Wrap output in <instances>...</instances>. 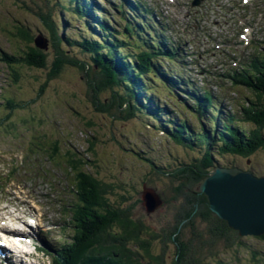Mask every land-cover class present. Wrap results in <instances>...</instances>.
Returning a JSON list of instances; mask_svg holds the SVG:
<instances>
[{
  "label": "trees",
  "instance_id": "16d2710c",
  "mask_svg": "<svg viewBox=\"0 0 264 264\" xmlns=\"http://www.w3.org/2000/svg\"><path fill=\"white\" fill-rule=\"evenodd\" d=\"M49 1L51 0H33L37 6L35 14L49 25V34H45L40 26L34 27L26 23L21 24V22H25L23 18L17 21L16 32L13 34L23 42L24 50H21L20 58L9 57L7 59L8 63L14 67V69L12 68V80L14 84L23 80L25 78L24 74H21L18 68L27 65L28 68L25 69L28 71L27 78L31 77L29 81L33 85L36 83V87L35 91L33 87V95L27 94L24 98L18 97L16 89L14 95L12 92L5 94L4 103L0 108L1 132L8 129L17 137L18 131H24L26 128H23L22 125L26 123L19 124L16 116L17 112L25 108L32 110V106L38 102L44 104L43 106L46 108L45 103H48V100L44 99L45 94L51 92V84L57 78L63 76L67 67H74L79 70L81 75L87 76L88 91L90 89L93 93L92 97L96 99L95 107L100 112H109L113 116L114 111L117 121L120 118L130 121L131 119L140 120L141 118L144 119L145 116L147 117V112L144 110L146 105L139 103L136 99V97L139 98V95L144 97L145 89L142 86L144 85L142 77H145L147 72L140 71V74L136 75L132 69L134 64H139L141 61H132V66L128 68L118 55L119 65L117 67L112 65L105 58V55L98 51L101 50V47L97 43L91 44L88 38H85V40L81 38L80 42H76L65 33L60 37L57 14L53 8H51L53 12L45 9V5L49 6ZM56 1L61 9L67 6L65 4L63 7L60 0ZM72 3L71 0L70 4ZM81 3H84V1ZM0 4H5V1L0 0ZM21 5L26 8L27 3L22 2ZM21 5L19 8H23ZM38 5H40L39 8ZM51 15L52 17H50ZM66 27L67 22H65L63 28ZM34 28H36V31ZM38 33L45 36V38H50L51 43L47 49L39 47L37 44ZM103 43L104 41H102ZM76 44L79 45L81 48L79 51L82 53H90L89 45L92 46L94 51L90 53V57H87L90 58V61L81 57L77 58V56L68 53L65 46L75 48ZM50 48H54L55 56L49 53L48 49ZM50 56L52 61L49 59ZM33 68L45 71L48 68L45 78L42 80L38 75L35 76ZM123 73L128 75L129 79L123 76ZM139 76L142 77L139 78ZM249 85L257 95V101L248 106L242 114L243 121L250 123V126L243 127V130H241L242 137L237 136L236 131H234L231 142L228 143L230 148L235 149L238 154L247 158L264 148V68L260 71L258 78L252 83L250 82ZM131 88L133 91L136 88L138 95L134 94ZM59 89L60 87L53 88V94H50V97L56 96L58 98L61 96L64 98L59 93ZM100 92H104L107 97L110 96L109 103L100 100ZM32 116L33 119L36 118L37 122L38 120L41 121L40 119L44 115L40 110H35ZM76 116H79V114H76ZM79 121H84V129L93 127V123L90 121L85 119ZM111 126L115 128L114 124H111ZM112 136L115 138L114 132H112ZM199 136H201L200 133ZM222 141L225 143L226 139ZM241 141H244L242 145ZM217 142L216 136L207 137L205 139V145L208 147L205 155L207 158L196 156L192 159L194 166L191 165L187 168L189 172L175 177V180L180 184L176 185V194L172 198L162 195L164 205L175 206L177 212L175 211L173 215L171 208L172 215L170 221H168L169 223L163 225L159 223L163 226L159 230L161 234L157 233L158 228L153 230L154 232H149L146 222L139 216L135 217L132 212V209H134L136 214V206L131 208V205L126 204L129 201L127 196L129 193L124 192L121 194L122 189L127 184L125 180L110 179L111 181H107L99 176L98 171H96L98 175L83 174L82 172L81 186L86 205L82 210L84 228L79 229L76 242H72L66 248L63 261L59 264H84L102 260L111 264H166V256L171 257V264H230V260L243 264L264 263V250L259 249L256 243L251 240V238H257L264 242V234L254 237H251L253 235H247V237L241 235L238 230L230 227L226 220L211 209L209 200L203 192L198 189L190 197V194L182 189L183 186L189 187L191 184L186 183L193 181L197 176V179L201 178L198 183L202 181L205 172L203 167L212 164L213 151L211 147L212 145L216 146ZM50 144L53 147L54 144L59 146L62 143L59 140L57 143L51 139ZM40 146V144L35 143L36 148ZM89 149L95 151L93 141H90ZM221 149L226 151L227 147L223 146ZM66 154L73 155L70 159H73L75 163L80 161V158L73 152H67ZM252 171L257 174L262 173L257 168H253ZM179 186L181 188H178ZM166 249H169V255L165 254Z\"/></svg>",
  "mask_w": 264,
  "mask_h": 264
},
{
  "label": "rangeland",
  "instance_id": "374dc122",
  "mask_svg": "<svg viewBox=\"0 0 264 264\" xmlns=\"http://www.w3.org/2000/svg\"><path fill=\"white\" fill-rule=\"evenodd\" d=\"M3 1H5V4H0V46L2 47L3 51H7L8 54L12 55H16L21 51L20 41L17 39V36L13 34L16 30L15 26L17 25V21H19V19H25V22H21V24L24 25V23H26L27 25L30 24L34 27L40 26L45 34H49V25L35 14L37 6L33 0ZM85 1L86 4L77 1L75 5L78 12L82 10L81 13H86V16L88 17V12L91 11L92 6L90 1ZM22 2L27 3L26 8L21 5ZM20 5L23 8H18ZM83 5H86L85 11ZM39 6L40 5H38V8ZM51 8H53V10L54 8L60 9V5L56 0H51L49 1V6L45 5V9L49 12H53ZM66 12L67 14H64L65 17L69 16V12ZM55 13L57 14V10ZM50 17H52V15ZM91 21H93L95 24V31L98 33L101 32L104 27L100 26L98 20L91 19ZM34 29L36 31V28ZM49 40L48 44L51 43V40ZM113 45H118V43H113L110 46ZM110 49L112 50L113 48L110 47ZM48 50L50 54L55 56L54 48H50ZM90 50L91 52L94 51V49ZM98 51L101 54H105L104 51ZM129 56L133 58L131 55ZM49 59L52 61L51 56ZM3 64L6 66V63L3 62ZM25 68V65H22L18 68L21 74H24L25 78L18 81L17 84L13 83V72L10 71L8 73L9 79L8 86H6V88L9 91L14 92L17 90L16 93L18 94L19 98H24L27 96V94L33 95V87L34 91L36 87V83L33 85V83L29 81L31 77L27 78L28 72H24ZM33 71L35 76L38 75L40 78H42V80L45 78V70L33 69ZM86 78L87 76L83 74L81 75L79 70L75 69L74 67H67L63 73V76L57 78L51 84V92L45 94L44 99L48 100V103H45L47 107L45 108L43 106L44 104H40V102H38L32 106V110L29 108L21 109L16 115L19 124L26 123V126L38 125L41 129H51L52 131L55 129V132H59V130L64 127L69 128V132L74 134V137H71L72 142H66L67 144H63V146L54 144L52 148L56 151H65L66 148L73 150L74 146H77V148L81 149V152H77V154L80 157L85 155L87 159L91 160L92 162H88V164L93 170L99 172L100 177L106 179L107 181H111L110 179H116L119 181L125 180L127 184L125 188L122 189L121 194L124 192L129 193V195H127L129 197V201L126 204L131 205V208L136 206V214L134 209H132V212L134 213L135 217L139 216V218L146 222L149 232H154L153 230H157L158 228L157 233L161 234L159 230L162 229L163 226H161L159 223H162V225L169 223L168 221H170L172 215L171 208L173 210V215L175 214L176 208L172 205H164L162 202L159 208H155V210L147 212L143 203V184L146 183L145 186L148 188H153L158 194L157 196L160 195L162 197V195H164V197L170 196L172 198V196L176 194V185H180L179 182L175 180V177L179 174L175 172L173 176L170 175L169 171L176 170L174 167L161 170L162 165L159 164L157 168H154L151 159L150 161L145 160L144 158L140 157L133 149L135 147H137L136 149L139 147H144L147 149L151 144L154 143L153 148L155 153L152 156L167 163L164 159H168L167 154H170V151L173 150L174 147L172 144L163 142L162 139H159V135H156L153 131H151V129L146 128L142 120L131 119L130 121H125L120 118L117 121L115 119L114 111L112 116L109 112L104 113L97 110V107H95L96 99L92 97L93 93L90 91V89L88 91ZM3 84L7 85L6 82L3 83L0 81V87ZM56 87H60L59 93H61L64 98L61 96L58 98L56 96L52 98L50 97V94H53V88ZM251 96L254 97V95ZM108 97L110 96L108 95ZM108 97L104 92H100L99 94L100 100L104 103L110 102ZM256 97L257 95H255V98L253 99H256ZM254 101H257V99ZM33 109L36 111L40 110L42 112L44 116L40 119L41 121L38 120L36 122V118L33 119L32 115L35 113V110ZM76 114H79V116H76ZM84 119L92 122L93 127H86V129H84ZM79 120H82L83 122ZM67 123H69V125H67ZM72 123L76 124V126H73ZM111 124H114L115 128H112ZM22 127L24 128L25 125L23 124ZM81 129H83V131H81ZM112 132H114L115 138L112 136ZM19 134H21V136L16 139V136L8 129H6V132L3 131L2 134L0 133V151H10L12 153L24 151L20 142L27 139H23L24 134L21 131H18V135ZM62 137L66 139L68 136L65 134ZM231 139L232 138L228 137L223 145L227 148H230L228 143L231 142ZM88 140L94 142L95 151H90ZM82 146L84 147L85 153L82 150ZM86 150H89L88 154ZM219 158L221 160V164L235 163L236 160L234 156H221ZM76 159L78 160L77 157ZM245 159L246 158H237L236 162L238 165L245 168L248 166H254L259 170H264V148L259 150L255 155L251 156L250 163H248ZM81 167L84 168L83 166ZM88 170L89 169H87V171ZM207 176H209V174L204 175L203 173L202 181L199 183L198 181H200L199 179L201 178L197 179L198 176L195 177L193 180L194 182L188 181L186 183L191 184L189 187L183 186L182 189H185L191 197V194L199 189L200 183H202ZM178 188L181 187L179 186ZM171 226L173 225L171 224ZM251 240L256 243L259 249L264 250V242L262 240H258L257 238H251ZM165 254H170L169 249H166ZM165 261L166 264H171V257L166 256ZM230 264L243 263H236L233 260H230Z\"/></svg>",
  "mask_w": 264,
  "mask_h": 264
},
{
  "label": "water",
  "instance_id": "95a60500",
  "mask_svg": "<svg viewBox=\"0 0 264 264\" xmlns=\"http://www.w3.org/2000/svg\"><path fill=\"white\" fill-rule=\"evenodd\" d=\"M40 47L46 39H36ZM208 197L211 209L226 220L241 235L264 234V176L237 167H215L200 185ZM144 185V200L148 208L162 204L160 196ZM102 264V263H89Z\"/></svg>",
  "mask_w": 264,
  "mask_h": 264
},
{
  "label": "bare ground",
  "instance_id": "6f19581e",
  "mask_svg": "<svg viewBox=\"0 0 264 264\" xmlns=\"http://www.w3.org/2000/svg\"><path fill=\"white\" fill-rule=\"evenodd\" d=\"M95 1V0H94ZM105 2H108V1H111V0H104ZM84 2H85V0H84ZM102 4V3H101ZM103 6V5H102ZM107 7L108 8H106V7H102L103 9L105 8L106 9V11L103 13V15H105V16H107V15H109L108 17H110V16H112V13H111V7L109 6V4H107ZM96 12V11H95ZM80 27V26H79ZM133 35V34H132ZM39 45V44H38ZM39 47H40V45H39ZM120 57H121V55H120ZM122 58V57H121ZM123 60V59H122ZM124 61V60H123ZM133 61V60H132ZM132 61H130V66H132ZM160 62V60L159 61H157L156 63H159ZM133 69V68H132ZM148 76V74L147 75H145V77H147ZM142 76H139V78H141ZM145 77H142L143 79L145 78ZM170 84H172V83H170ZM152 86V88H153V90H154V92H156V86H154V85H151ZM187 86H189V84H187L186 85V87ZM168 89V92L169 93H171V92H173V95H172V97H174L175 96V94H176V89L175 90H173L171 87H168L167 88ZM182 89L180 90V93H182ZM36 244L41 248L43 245H42V243H39V239H36Z\"/></svg>",
  "mask_w": 264,
  "mask_h": 264
},
{
  "label": "snow or ice",
  "instance_id": "6c2138e0",
  "mask_svg": "<svg viewBox=\"0 0 264 264\" xmlns=\"http://www.w3.org/2000/svg\"><path fill=\"white\" fill-rule=\"evenodd\" d=\"M0 243H3L2 241H0Z\"/></svg>",
  "mask_w": 264,
  "mask_h": 264
}]
</instances>
